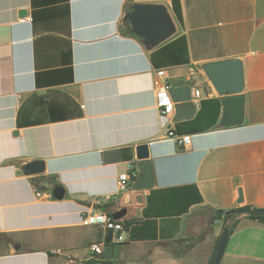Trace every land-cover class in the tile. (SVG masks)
Here are the masks:
<instances>
[{
  "label": "crops",
  "instance_id": "1",
  "mask_svg": "<svg viewBox=\"0 0 264 264\" xmlns=\"http://www.w3.org/2000/svg\"><path fill=\"white\" fill-rule=\"evenodd\" d=\"M137 4L165 6L175 35L147 46L127 20ZM232 59L244 124L224 128L225 96L202 68ZM159 71L200 91L192 118L161 116ZM142 145L155 183L135 191ZM37 162L45 171L26 175ZM125 207L113 259H93L107 231L82 217ZM245 207L264 209V0H0V264H209L216 213ZM237 219L220 264H264V224Z\"/></svg>",
  "mask_w": 264,
  "mask_h": 264
},
{
  "label": "water",
  "instance_id": "2",
  "mask_svg": "<svg viewBox=\"0 0 264 264\" xmlns=\"http://www.w3.org/2000/svg\"><path fill=\"white\" fill-rule=\"evenodd\" d=\"M21 15L25 16V12ZM127 20L131 32L144 40L145 44L151 48L157 47L169 40L176 33V26L167 10L163 5H134L132 11L128 13ZM203 72L207 79L219 95L225 96L223 105L225 107L221 127L233 128L241 127L244 124L245 105L244 97L241 95L244 91L243 64L239 59L220 61L203 66ZM192 87L190 85L175 86L170 94L176 104L175 121L187 120L195 115L197 107L191 102ZM149 148L146 145L139 146L137 149V159L140 160V177L135 182L133 189L135 191H144L151 189L155 183L153 163L149 159ZM45 171L43 163H31L24 167L26 175H37ZM65 195L63 187H57L53 191V197L62 200ZM141 197H135L133 201L127 203V206L133 204L140 205ZM239 205L244 203L243 192L239 191ZM128 214V208L125 207L115 213L113 218L117 221L122 220ZM239 216L264 217V209H246L242 208L238 212ZM216 224L223 223V213H216ZM229 239V229L225 226L223 233L216 247V256L213 264H220ZM113 232L108 231L105 239V248L102 258L106 261L114 257ZM110 264V263H109Z\"/></svg>",
  "mask_w": 264,
  "mask_h": 264
},
{
  "label": "built area",
  "instance_id": "3",
  "mask_svg": "<svg viewBox=\"0 0 264 264\" xmlns=\"http://www.w3.org/2000/svg\"><path fill=\"white\" fill-rule=\"evenodd\" d=\"M158 80L156 81V106L159 109L163 118H172L175 114L176 104L172 99L170 91L172 89L170 83L164 76L163 71L157 73ZM200 99V91L196 90L192 93L191 102L198 107ZM167 137L174 140L179 146L188 148L192 145L191 136H178L172 129H168ZM133 178L137 177L136 173H133ZM131 181L127 173H123L119 176L118 184L120 191H127L129 188V182ZM81 223L84 226H100L105 231H112L118 242L124 241V233L126 232L127 225L121 220L117 221L113 218V214L104 210H96L93 213H87L81 219ZM105 248V243H94L91 245L90 250L93 259H99L102 257V253Z\"/></svg>",
  "mask_w": 264,
  "mask_h": 264
},
{
  "label": "trees",
  "instance_id": "4",
  "mask_svg": "<svg viewBox=\"0 0 264 264\" xmlns=\"http://www.w3.org/2000/svg\"><path fill=\"white\" fill-rule=\"evenodd\" d=\"M246 209H250L249 207H245ZM242 208H238V209H234L231 211H226V212H222L223 214H225V223L224 226H226L229 229V235H231L234 231V229L236 228L237 224H238V219L237 217L238 212L241 210ZM253 220H259L261 223L264 224V217H249ZM226 221L229 223L226 224ZM219 242V241H218ZM216 256V249L213 253V255L211 256L210 260H209V264H213L214 263V259Z\"/></svg>",
  "mask_w": 264,
  "mask_h": 264
}]
</instances>
